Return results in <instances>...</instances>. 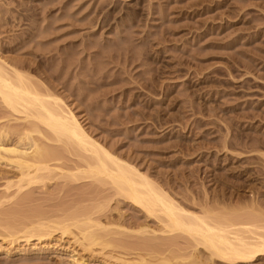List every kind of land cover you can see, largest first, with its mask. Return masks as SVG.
I'll return each mask as SVG.
<instances>
[{
  "label": "rangeland",
  "instance_id": "obj_1",
  "mask_svg": "<svg viewBox=\"0 0 264 264\" xmlns=\"http://www.w3.org/2000/svg\"><path fill=\"white\" fill-rule=\"evenodd\" d=\"M29 54L41 62L31 74L97 140L184 208L226 206L244 219L256 199L264 212V0H0V56ZM5 182L0 175V198ZM93 188L62 180L32 187L0 205V221L82 214L110 229L147 224L131 202ZM129 237L108 236L111 244L92 252L61 230L43 241L0 239V264H72V251L103 264Z\"/></svg>",
  "mask_w": 264,
  "mask_h": 264
},
{
  "label": "bare ground",
  "instance_id": "obj_2",
  "mask_svg": "<svg viewBox=\"0 0 264 264\" xmlns=\"http://www.w3.org/2000/svg\"><path fill=\"white\" fill-rule=\"evenodd\" d=\"M29 55L19 61L0 56V168H8L0 171L7 193L0 205L32 187L44 188L62 180L97 190L108 188L113 191L111 198L131 202L145 213L146 221L159 226L151 229L147 221L138 229H110L91 215L62 216L55 222L27 215L0 221V239L11 244L43 241L61 230L92 252L100 241L110 245L108 236L135 238L131 243L120 240L124 252L109 256L103 264H253L264 260V212L258 200L251 201L250 210L240 216L244 219L233 218L226 206H201L200 213L187 210L150 175L97 140L59 92L31 74V69H40L41 62L36 54ZM96 230L106 236L97 235ZM173 246L184 253L174 256ZM69 255L72 264H88L75 251Z\"/></svg>",
  "mask_w": 264,
  "mask_h": 264
}]
</instances>
